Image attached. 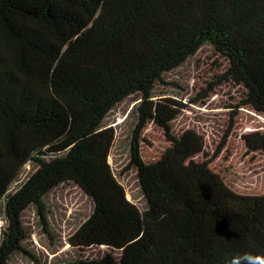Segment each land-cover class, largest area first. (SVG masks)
Here are the masks:
<instances>
[{
  "label": "trees",
  "instance_id": "1",
  "mask_svg": "<svg viewBox=\"0 0 264 264\" xmlns=\"http://www.w3.org/2000/svg\"><path fill=\"white\" fill-rule=\"evenodd\" d=\"M210 43L229 60L227 77L246 89L243 105L264 114V0H0V205L8 228L0 264L21 248L22 213L73 181L95 208L75 231L80 247L123 251L80 264H232L251 253L228 233L239 227L264 254V230L249 213L217 197L223 179L205 142L190 129L172 133L181 104L156 98L164 72L183 65ZM141 93L131 165L147 202L140 210L109 167L114 127L104 120L115 105ZM162 126L171 146L155 162L140 150L142 131ZM264 149V132L244 136ZM48 156V157H46ZM34 159L39 167L12 193V182Z\"/></svg>",
  "mask_w": 264,
  "mask_h": 264
},
{
  "label": "rangeland",
  "instance_id": "2",
  "mask_svg": "<svg viewBox=\"0 0 264 264\" xmlns=\"http://www.w3.org/2000/svg\"><path fill=\"white\" fill-rule=\"evenodd\" d=\"M227 56L212 44L203 45L187 61L164 72L155 83L156 98L170 97L181 104L180 114L172 121V133L180 136L194 130L205 142L197 161L208 160L211 169L223 179L225 189L217 192L231 208L249 213L250 226L264 230V149H251L244 136L264 132V114L243 105L246 89L226 75ZM141 93L131 94L114 106L104 120L115 129V142L109 155V167L126 197L140 210L147 208L139 182L138 169L131 165V146L136 130ZM165 129L150 123L141 133L140 150L147 163L158 160L171 141ZM48 157V156H46ZM39 167L29 160L17 174L8 193L25 182ZM0 205V243L8 228L5 207ZM95 208V202L79 184L62 182L43 197L42 204H31L22 213L25 237L21 248L10 256V264H80L111 254L118 263L123 251L108 245L80 247L70 239ZM228 233L238 245L251 253L263 254L249 237L231 224Z\"/></svg>",
  "mask_w": 264,
  "mask_h": 264
},
{
  "label": "clouds",
  "instance_id": "3",
  "mask_svg": "<svg viewBox=\"0 0 264 264\" xmlns=\"http://www.w3.org/2000/svg\"><path fill=\"white\" fill-rule=\"evenodd\" d=\"M232 264H240V257H232ZM243 264H264V254L247 253L242 258Z\"/></svg>",
  "mask_w": 264,
  "mask_h": 264
}]
</instances>
